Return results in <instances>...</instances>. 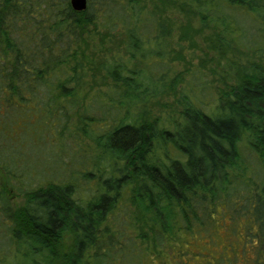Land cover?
Returning <instances> with one entry per match:
<instances>
[{
	"label": "trees",
	"instance_id": "1",
	"mask_svg": "<svg viewBox=\"0 0 264 264\" xmlns=\"http://www.w3.org/2000/svg\"><path fill=\"white\" fill-rule=\"evenodd\" d=\"M151 3L171 4L203 28L220 26L222 54L228 39L240 40L232 13L260 23L247 47L253 58L211 100L183 94L172 126L148 109L161 83L153 66L164 54L151 44L167 42L177 28L172 15L147 0H88L82 11L71 0H0V171L7 187L15 188L10 166L26 154L18 143L41 137L45 118L87 124L98 103L113 113L97 136L103 162L97 155V171L86 173L98 181L90 195L80 196L73 181L49 180L21 189L25 203L14 209L0 191L12 222L0 264H158L225 211L245 222L247 264H264V0ZM117 32L128 59L101 56ZM96 66L101 76L90 73ZM90 81L98 87L92 93Z\"/></svg>",
	"mask_w": 264,
	"mask_h": 264
},
{
	"label": "rangeland",
	"instance_id": "2",
	"mask_svg": "<svg viewBox=\"0 0 264 264\" xmlns=\"http://www.w3.org/2000/svg\"><path fill=\"white\" fill-rule=\"evenodd\" d=\"M147 2L152 8L157 5L152 6L151 0ZM157 6L163 15H172L175 18L174 24L177 28L164 45L151 44L152 48L164 50V54L161 61L153 66L154 75L161 83L157 87L156 95L150 96L148 109L153 118L166 120L172 126L170 120L174 122L180 119L183 94H199L204 100H211L218 93V88L224 85V81L233 80L236 69L253 58L247 47L256 43L260 23L253 15L232 13L231 15H235L233 25L241 33V37L239 36L238 42L228 39L231 44L226 53L222 54L218 41V34H222L220 26L211 23L203 28L198 17L187 16L179 8L173 10L171 4L160 3ZM184 32L188 38L182 37ZM113 39L109 46L111 51L104 48L100 51L101 56L107 54L109 58L119 56L123 60L128 59L130 54L127 43L124 42L125 35L117 32ZM129 64L132 65V62ZM144 67L147 69L140 62L137 65V68ZM90 73L101 76L103 71L96 66ZM90 83L96 85L93 88L90 84L89 87L86 86L92 93L98 87L94 82ZM153 86L149 85V89L155 94ZM102 88L106 89V86ZM105 107L98 103L97 108H94L96 113L93 114V119L88 120L87 124H78L77 119L67 121L65 117L60 121L56 117L45 118L41 122V137L36 136L35 140L21 138L18 148L26 151V154L18 159L16 157V163L10 166L16 175L11 178L15 188L7 187L6 174L0 171V191L9 197L14 209L24 205V190L46 184L49 180L73 181L80 196L91 194L98 181L95 175L88 176L86 173L90 170L97 171V155H100L99 163L103 162L97 136L103 134L113 123V113L105 111ZM107 112L112 115H107ZM104 115L107 117L100 119ZM58 116L61 117V112ZM119 211V217L126 216L123 214L124 209ZM3 214L0 205V258L8 253L11 246L9 232L12 222ZM245 226L242 219L233 220L226 211L218 212L214 215V223L210 229L187 236L182 243L177 244L167 259L158 261L163 264H247L253 256L249 250L243 248L242 242L248 238ZM158 261L156 263L159 264Z\"/></svg>",
	"mask_w": 264,
	"mask_h": 264
},
{
	"label": "water",
	"instance_id": "3",
	"mask_svg": "<svg viewBox=\"0 0 264 264\" xmlns=\"http://www.w3.org/2000/svg\"><path fill=\"white\" fill-rule=\"evenodd\" d=\"M71 4L75 10L82 11L88 6V0H71Z\"/></svg>",
	"mask_w": 264,
	"mask_h": 264
}]
</instances>
